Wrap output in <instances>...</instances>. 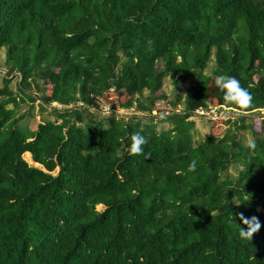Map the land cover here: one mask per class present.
<instances>
[{
    "label": "trees",
    "instance_id": "obj_1",
    "mask_svg": "<svg viewBox=\"0 0 264 264\" xmlns=\"http://www.w3.org/2000/svg\"><path fill=\"white\" fill-rule=\"evenodd\" d=\"M2 49L20 81L0 87V264H264V0H0ZM37 102L56 120L37 123ZM135 105L148 115H116ZM222 107L239 115L202 118L197 143V111ZM136 132L146 154L129 152Z\"/></svg>",
    "mask_w": 264,
    "mask_h": 264
},
{
    "label": "rangeland",
    "instance_id": "obj_2",
    "mask_svg": "<svg viewBox=\"0 0 264 264\" xmlns=\"http://www.w3.org/2000/svg\"><path fill=\"white\" fill-rule=\"evenodd\" d=\"M214 67H215V63L213 61V62H211L209 68L206 70L207 74L210 75V73L212 72V69ZM8 71H9V68L6 66L5 50L2 49V50H0V87H3V85H4V83H3L4 78H8L10 80V89L12 91L16 92L18 83L20 81V77L18 76V74L16 72L11 74V75H9ZM190 84H191L190 81L185 83L184 86L180 90H178L176 92L175 89H174V85L172 84V81L167 79V81L164 82L163 91H164V93L167 94V96L169 97L170 100H173V98L175 97L176 94H180L181 96H185V94L187 92V89L190 86ZM28 93L33 95V97L41 96V94L39 92H36V90L34 88L31 89ZM144 96L145 97L148 96V91H145ZM18 103H19V107L15 111V114H16L17 118L27 115V113L29 112V108L31 107V105H33L30 101H27V100H25L24 103H21V102H18ZM38 103L39 102L34 104V108L32 110V112L34 113V118L37 121V123L42 122V117L43 116L48 118V119H50V120H52V121L56 120V118L53 116V114L51 112H49V111L41 112V109L37 106ZM13 108H14L13 105H10L8 107V109H13ZM60 108H62V107H60ZM52 109H53V106L50 108V110H52ZM181 109H182V107H181ZM219 109L212 108L209 113L202 112V113H197L196 114L198 117H196L197 119H195L193 121H196L195 123L197 124V126H196V128L194 130L195 133H196L194 137H195V141L197 143H199L202 140L206 139L209 136V134H210L211 126H210V124H208L209 122H207L206 120H202V118H207L209 120H214V121L215 120L216 121L217 120L221 121V120H224V119L231 118L233 116H238L239 115V113L236 110H234V109H228V108H225V107H222V108H219ZM261 113H263V115H264V110H262ZM100 115L103 116V117H109L110 116L109 109L105 106L103 108V110H102ZM116 115L119 116V117H125L126 119H128V118L133 117L135 115L146 116L148 114L142 115L141 113H139L138 109H137V106L135 105L133 108L128 109V110L116 108ZM263 115H261V116H263ZM151 116L152 117H158V114H157V112H153L151 114ZM255 119H258V118H255ZM155 122H158V121H155ZM29 125L31 126V128L35 127V124L33 125V123H30ZM169 127H170L169 124H165V125L162 124V125L159 126L158 129L160 131L164 130V129L167 130ZM223 131H224V133H226L227 127L223 128ZM231 131L232 132L229 135H232L235 132L234 130H231ZM251 141H252L251 135L248 132H245L244 135H243V144L244 145H249L251 143ZM23 158L32 167L44 170L39 164H36L33 161L31 156L28 157L26 154H24ZM236 169H237L236 167H233L229 171V174L233 175L235 177L237 175L236 171H235ZM238 170H240V168H238ZM53 173H54L53 175H57L58 174V169L55 172H53ZM97 209L100 210V211H103L104 207H102V208H98L97 207Z\"/></svg>",
    "mask_w": 264,
    "mask_h": 264
},
{
    "label": "clouds",
    "instance_id": "obj_3",
    "mask_svg": "<svg viewBox=\"0 0 264 264\" xmlns=\"http://www.w3.org/2000/svg\"><path fill=\"white\" fill-rule=\"evenodd\" d=\"M215 84L219 90L223 92V100L229 105L238 106L239 108H247L252 103V95L249 90L243 87L240 81L234 76L218 75ZM148 143L147 138L139 132L131 136V143L129 145V152L133 155L146 154L144 146ZM31 155V154H30ZM195 168V162L189 164V170ZM103 207V206H102ZM243 223L247 225V230L240 227L241 237H252V234L257 232L260 228L259 222L252 218L246 220L241 218Z\"/></svg>",
    "mask_w": 264,
    "mask_h": 264
},
{
    "label": "built area",
    "instance_id": "obj_4",
    "mask_svg": "<svg viewBox=\"0 0 264 264\" xmlns=\"http://www.w3.org/2000/svg\"><path fill=\"white\" fill-rule=\"evenodd\" d=\"M203 111H197V113H202Z\"/></svg>",
    "mask_w": 264,
    "mask_h": 264
}]
</instances>
